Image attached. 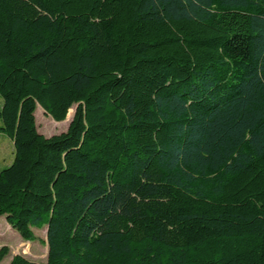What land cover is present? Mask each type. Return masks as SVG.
Returning <instances> with one entry per match:
<instances>
[{"label":"trees","instance_id":"16d2710c","mask_svg":"<svg viewBox=\"0 0 264 264\" xmlns=\"http://www.w3.org/2000/svg\"><path fill=\"white\" fill-rule=\"evenodd\" d=\"M0 97L10 264H264V0H0Z\"/></svg>","mask_w":264,"mask_h":264},{"label":"rangeland","instance_id":"374dc122","mask_svg":"<svg viewBox=\"0 0 264 264\" xmlns=\"http://www.w3.org/2000/svg\"><path fill=\"white\" fill-rule=\"evenodd\" d=\"M2 106L3 99L0 97V110ZM71 113H75V107L71 109ZM35 115L39 132L46 137L66 131L72 120L71 119L69 123L66 121L67 119L56 121L52 116L48 115L40 105H38ZM1 124L2 120L0 118V126ZM14 157V142L0 130V170L8 167L13 162ZM34 232L36 237L30 241H26L22 238L21 234L7 222L6 216H1L0 249L7 246L9 252L0 264H10L13 257L16 255H23L29 260L40 263L46 262L48 258L46 227L34 228Z\"/></svg>","mask_w":264,"mask_h":264},{"label":"bare ground","instance_id":"6f19581e","mask_svg":"<svg viewBox=\"0 0 264 264\" xmlns=\"http://www.w3.org/2000/svg\"><path fill=\"white\" fill-rule=\"evenodd\" d=\"M69 116H72V114H70Z\"/></svg>","mask_w":264,"mask_h":264},{"label":"water","instance_id":"95a60500","mask_svg":"<svg viewBox=\"0 0 264 264\" xmlns=\"http://www.w3.org/2000/svg\"><path fill=\"white\" fill-rule=\"evenodd\" d=\"M74 115V114H73Z\"/></svg>","mask_w":264,"mask_h":264}]
</instances>
